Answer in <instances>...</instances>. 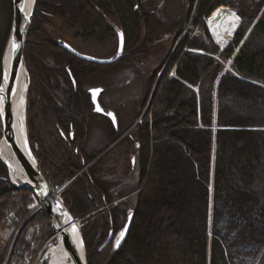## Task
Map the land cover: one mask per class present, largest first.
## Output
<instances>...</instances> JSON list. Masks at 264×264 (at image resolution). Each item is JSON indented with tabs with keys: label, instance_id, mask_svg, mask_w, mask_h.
Returning a JSON list of instances; mask_svg holds the SVG:
<instances>
[{
	"label": "trees",
	"instance_id": "obj_1",
	"mask_svg": "<svg viewBox=\"0 0 264 264\" xmlns=\"http://www.w3.org/2000/svg\"><path fill=\"white\" fill-rule=\"evenodd\" d=\"M236 1L185 0L179 16L162 17L159 0H35L24 48L27 138L49 185L67 183L61 198L73 217L103 207L82 219L87 264H264V0ZM221 5L240 17L223 49L204 21ZM104 16L130 51L118 60H144L166 34L174 46L160 76L158 67L148 77L129 116L134 127L121 138L127 151L135 145L138 183L114 197V182L102 181L95 162L84 168L104 150H84L94 112L82 77L98 64L59 47L46 27L49 17L60 19L78 41L106 46L117 34ZM11 18L12 0H0V82ZM114 131L110 141L122 132ZM33 196L10 182L0 159V218L16 209L23 222ZM124 205L133 214L125 241L99 252L109 231L123 228L116 221ZM38 223L29 234L34 242L55 233L41 208L24 221L21 239Z\"/></svg>",
	"mask_w": 264,
	"mask_h": 264
},
{
	"label": "rangeland",
	"instance_id": "obj_2",
	"mask_svg": "<svg viewBox=\"0 0 264 264\" xmlns=\"http://www.w3.org/2000/svg\"><path fill=\"white\" fill-rule=\"evenodd\" d=\"M159 2L162 5L160 7V10L163 11L161 12L162 17L163 14H167V16L173 17L172 13L179 16L178 14H180V12H183V10L185 9V0H159ZM235 4L236 6H238L239 1L237 0ZM226 7L228 8L229 12H232L236 14L237 17H239L234 8L230 6ZM150 8L151 7L149 5H144V9ZM208 17L204 19L207 29ZM46 24V27L49 29L50 34L56 41L58 39L64 40L81 53L88 54L100 59H106L114 55V53L116 52V39L115 41L110 43L111 45L109 44L106 46H100L95 44L94 42L84 44L75 39L73 34L65 29L63 21H61L60 19L49 17ZM189 29L190 23L189 21H186L183 27V32H188ZM232 38L233 36L231 37V40ZM212 39L218 45L213 37ZM231 40L229 41V43L231 42ZM218 46L220 47V49L226 47H221L220 45ZM173 47L172 35L166 34L160 40L155 42V46L150 50L144 60L133 61V59L129 60L127 58H121L117 62H113L110 64H98L90 66L88 67L85 75L82 77L81 89L88 93V90L90 88L100 87L102 91L99 95V101L104 103L106 107L110 108V110L113 111L116 117L117 127L122 132L126 131V134L127 132H130L134 127L135 123L129 121V116L132 114L133 110L138 108L137 105L140 104V101L143 98L148 77L158 67H161L158 73V77L160 76V73L163 72L167 63L169 62V57L174 50ZM129 53L130 51H127L126 53H124V55L127 54L128 56ZM173 74L174 72L173 70H171L168 76H173ZM26 82H28L27 76ZM151 95L149 100L147 101V105H145V108L143 109V114H145L147 110V112H150V102L152 101ZM24 129L25 135H27L26 101L24 103ZM114 130L115 129L112 126L111 121L106 116L94 113L92 115L91 121L88 124L89 135L84 149L85 152L91 153L95 150H101L104 148V150L101 151L92 160V162L84 165V168L89 166V164L95 162L96 171L103 172V174L106 175L102 176V181H104L108 185L114 182V185L111 184V186H108L110 188V194L112 197H114L119 192L125 193L130 191L134 186L137 185L139 178L138 157L136 154H133L135 145L134 147L132 145L130 148H128L129 151H127V148L124 146V143L121 140H117L112 143V140L110 141V138L113 136V134H115ZM6 169L8 172L7 166ZM8 178L10 182L15 186L20 184L22 181L14 179L12 175ZM52 188H58V191H61L64 187L55 186ZM136 191H134L130 195L132 196L134 193H136ZM57 196L60 200H62L61 192H59ZM116 202L117 201H115V203L113 202L112 204H116ZM122 207V209L120 208L122 212L117 215L118 217L116 221L119 229L122 228V226L125 224L127 218L125 212L127 207L126 205ZM26 208L28 210V213L27 216L24 217V219L26 218L24 221H27L30 217L36 216L39 209H41L39 202L35 198ZM102 208L103 207H100L89 212L83 218L90 217L95 212L102 210ZM15 211L16 209L11 210L10 212H6L5 215L0 218V255L2 253L5 254V262L8 260L9 264H65L63 261L56 259L55 255L52 254L53 250L61 244L60 236L54 233L52 236L41 241L39 244L38 242H34L35 240H31V235L29 234L33 233V230L35 229L37 232L38 229L41 228V225L44 224L38 223L33 226L34 229H28V227L25 226L26 228H24L22 234L24 236L21 239L20 234L22 233L24 221L22 222L21 218H18ZM83 218H78L81 219L78 224L80 229L84 224L82 221ZM115 237L116 235L113 237L112 241L109 244L111 250L113 249V246L115 244ZM22 241H24V243L26 242L25 245L23 244V246H21ZM102 250H99L98 248L99 252H101ZM17 255L19 256L17 257Z\"/></svg>",
	"mask_w": 264,
	"mask_h": 264
},
{
	"label": "water",
	"instance_id": "obj_3",
	"mask_svg": "<svg viewBox=\"0 0 264 264\" xmlns=\"http://www.w3.org/2000/svg\"><path fill=\"white\" fill-rule=\"evenodd\" d=\"M34 6L35 0H33L30 4L28 3V0H12L11 25L3 56V71L0 82V88L4 89V92H0V96L4 97L3 102H0V143L4 142L11 148L14 158L19 163L20 167L27 176L28 180L21 181V183L16 186L28 189L38 200L40 207L43 208L48 217L51 227L54 229L55 233L59 234L63 248L67 250L72 256L74 264H87L86 248L80 227L78 225L81 219L73 217L67 207L63 204V202L57 198L56 189H53L47 182L37 162V159L35 158L30 148L27 135H25L24 137V145L28 156L19 146L16 137L14 121V97L20 70L23 66L25 67L24 48L29 34ZM104 18L109 23H111L117 34V49L114 55H112L111 57L106 59H100L88 54L81 53L74 47H72L68 42L61 39L57 40V45L68 53L85 62L95 64H110L116 62L124 53L123 31L117 25H115L108 17L104 16ZM13 42L18 44V48L15 50H13L12 48ZM192 52L205 54L202 51ZM5 75L8 76L7 80L4 79ZM27 80L28 82L24 97V103L26 101L25 99L27 95V88L29 86L28 75ZM92 90H99L95 93L94 99ZM101 91L102 89L100 87H92L88 90L90 95V101L93 105V112L106 115L110 119L113 126H116L115 114L112 111L105 112L98 101V97ZM97 107H99L101 111H96ZM108 113H111L112 115L110 116L108 115ZM0 159L8 167V177H11L12 172L9 167V164L1 157V155ZM132 218L133 214L129 213L123 228L116 233L115 244L113 246L114 250H118L125 241L131 225ZM121 231H124L125 235L123 236V238H121V243L117 247L116 240L119 238V233ZM74 232H76V237L78 239L79 249L81 250L83 260L79 259L75 250ZM112 235L113 230H110L108 237L99 247V250H102L109 244L112 239Z\"/></svg>",
	"mask_w": 264,
	"mask_h": 264
},
{
	"label": "bare ground",
	"instance_id": "obj_4",
	"mask_svg": "<svg viewBox=\"0 0 264 264\" xmlns=\"http://www.w3.org/2000/svg\"><path fill=\"white\" fill-rule=\"evenodd\" d=\"M32 1L33 0H28V3L30 4L32 3ZM236 17L237 15L232 12H229L226 6H219L207 18L208 30L211 36L221 47H225L231 40V37L233 36V33L239 23V19H236ZM26 76H27V71L26 68L23 66L20 70L19 79L17 82L16 92L14 97V103H15L14 121H15L16 137L19 146L28 156V153L24 145V137H25L24 97L27 87ZM0 155L9 164V167L12 172V177L14 179H18L22 181L28 180L26 174L20 167L19 163L14 158L11 148L4 142L0 143ZM74 238H75V250L77 252V255L79 259L83 260L81 255V250L79 249L78 239L76 237V232H74ZM52 254L55 255L56 259L63 261L65 264H74L72 256L67 250L63 248L62 243L53 250Z\"/></svg>",
	"mask_w": 264,
	"mask_h": 264
},
{
	"label": "snow or ice",
	"instance_id": "obj_5",
	"mask_svg": "<svg viewBox=\"0 0 264 264\" xmlns=\"http://www.w3.org/2000/svg\"><path fill=\"white\" fill-rule=\"evenodd\" d=\"M236 19H239V17H236ZM122 35V34H121ZM12 48H13V50H15V49H17L18 48V44L17 43H15V42H13V44H12ZM122 50V49H121ZM4 79L5 80H7L8 79V76L7 75H5L4 76ZM93 91V99L95 98V93L97 92V91H99V90H92ZM0 92H4V89L3 88H0ZM3 100H4V97L3 96H0V102H3ZM96 111H101V109L99 108V107H97L96 108ZM108 115H112L111 113H108ZM113 119H114V117H113ZM125 235V232L124 231H121L120 233H119V238L116 240V246L118 247L119 245H120V243H121V238H123V236Z\"/></svg>",
	"mask_w": 264,
	"mask_h": 264
},
{
	"label": "flooded vegetation",
	"instance_id": "obj_6",
	"mask_svg": "<svg viewBox=\"0 0 264 264\" xmlns=\"http://www.w3.org/2000/svg\"><path fill=\"white\" fill-rule=\"evenodd\" d=\"M69 71V70H68ZM71 84H72V87H73V89L75 90L76 89V83L74 82V80H72V82H71ZM88 94H89V92H88ZM99 99V98H98ZM89 100H90V96H89ZM91 102V101H90ZM99 103H100V105H101V107L104 109V111L105 112H108V111H111L110 110V108H108V107H106L105 106V104L104 103H102V102H100L99 101ZM91 105H92V103H91ZM92 111H93V105H92ZM95 113V112H94ZM101 115H104V114H101ZM104 116H106V115H104ZM107 117V116H106ZM108 118V117H107ZM109 119V118H108ZM114 127V129L117 131V126H113ZM125 132L126 131H123V132H121L114 140H112V143H114L115 141H119V140H121V138L125 135ZM131 161H132V159H131ZM116 233H117V231L116 232H114L113 233V235H112V239H113V237L116 235ZM112 239H111V241H112ZM110 241V242H111ZM109 242V243H110Z\"/></svg>",
	"mask_w": 264,
	"mask_h": 264
}]
</instances>
